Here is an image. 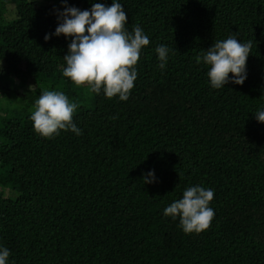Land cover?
<instances>
[{"label": "trees", "instance_id": "obj_1", "mask_svg": "<svg viewBox=\"0 0 264 264\" xmlns=\"http://www.w3.org/2000/svg\"><path fill=\"white\" fill-rule=\"evenodd\" d=\"M112 2L0 0V89L17 94L0 119L7 264H264V0H116L126 30L138 25L150 41L127 101L64 77L73 38L55 35L66 7ZM231 36L252 41L246 79L229 73L215 89L196 57ZM158 45L171 50L163 69ZM27 78L77 103L81 135L34 131L43 89L2 87ZM190 186L214 191L215 216L186 234L164 209Z\"/></svg>", "mask_w": 264, "mask_h": 264}, {"label": "clouds", "instance_id": "obj_2", "mask_svg": "<svg viewBox=\"0 0 264 264\" xmlns=\"http://www.w3.org/2000/svg\"><path fill=\"white\" fill-rule=\"evenodd\" d=\"M59 18L62 22L55 29V35L73 38L63 58L66 61L63 76L77 86L88 85L91 93L99 94L103 89L107 98L119 96L121 101H127L137 79L135 66L140 51L150 43L148 36L138 25L131 33L126 30L127 14L116 0L111 6L95 3L90 10L83 11L66 7ZM48 39L50 36L46 35L45 41ZM251 48L252 41L241 43L231 36L216 41L203 55L196 57V62L203 61L210 66L207 75L213 88L224 87L229 82V73L232 83L242 85ZM155 51L160 61L158 67L163 69L171 50L158 45ZM77 107L62 91L42 90L30 116L34 131L45 138H52L61 130L81 135V130L73 123ZM255 115L264 123V110H258ZM147 177L144 183L154 182V173L149 172ZM213 198V190L190 186L184 190L182 199L164 209V215L173 219L179 217L184 233H200L211 226L215 216L214 209L209 207ZM9 256V249L0 247V264H7Z\"/></svg>", "mask_w": 264, "mask_h": 264}, {"label": "rangeland", "instance_id": "obj_3", "mask_svg": "<svg viewBox=\"0 0 264 264\" xmlns=\"http://www.w3.org/2000/svg\"><path fill=\"white\" fill-rule=\"evenodd\" d=\"M52 84V83H50ZM50 84H38L36 82H34L33 79H26L25 81H23L22 84H19V83H16V82H13L12 80L10 81H6V82H2V87H6L7 89H9L10 93H12L13 91H17L19 89H21L20 93L21 92H26V91H34L35 88H38V89H43V90H55V91H59V89L56 87V86H50ZM66 95V94H65ZM7 98H17V94L15 92V94L13 95H10V96H7L5 94V91L2 89H0V108H1V111H0V119L2 117H4V115H7L9 114L11 111V101H9L7 103L8 106L4 107L5 106V103L8 101Z\"/></svg>", "mask_w": 264, "mask_h": 264}]
</instances>
